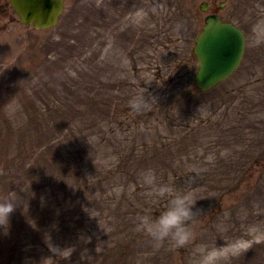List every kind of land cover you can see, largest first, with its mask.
<instances>
[{
  "label": "rangeland",
  "instance_id": "rangeland-1",
  "mask_svg": "<svg viewBox=\"0 0 264 264\" xmlns=\"http://www.w3.org/2000/svg\"><path fill=\"white\" fill-rule=\"evenodd\" d=\"M202 1L245 36L205 93ZM0 3V264H264V0H64L42 32ZM177 191L183 244L141 227Z\"/></svg>",
  "mask_w": 264,
  "mask_h": 264
},
{
  "label": "water",
  "instance_id": "water-1",
  "mask_svg": "<svg viewBox=\"0 0 264 264\" xmlns=\"http://www.w3.org/2000/svg\"><path fill=\"white\" fill-rule=\"evenodd\" d=\"M24 24L36 29L53 26L63 10V0H9ZM203 9V7H202ZM206 25L196 39L194 54L199 62L195 84L202 91L229 76L237 67L243 51V35L217 15L205 18Z\"/></svg>",
  "mask_w": 264,
  "mask_h": 264
},
{
  "label": "clouds",
  "instance_id": "clouds-1",
  "mask_svg": "<svg viewBox=\"0 0 264 264\" xmlns=\"http://www.w3.org/2000/svg\"><path fill=\"white\" fill-rule=\"evenodd\" d=\"M143 103L142 98H134L132 101L134 108H139ZM174 190L163 185L159 188L161 194H167ZM18 206L16 200L5 198L0 200V217L7 219L10 226L11 213ZM194 203L190 201L189 195L182 192H175L171 196L168 204L158 215H145L141 219V227L155 239H164L171 237L176 244H183L191 238V230L188 221L194 214ZM4 229V225L0 224Z\"/></svg>",
  "mask_w": 264,
  "mask_h": 264
}]
</instances>
